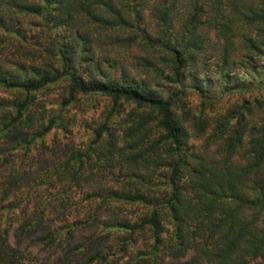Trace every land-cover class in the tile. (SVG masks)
<instances>
[{
  "label": "trees",
  "instance_id": "1",
  "mask_svg": "<svg viewBox=\"0 0 264 264\" xmlns=\"http://www.w3.org/2000/svg\"><path fill=\"white\" fill-rule=\"evenodd\" d=\"M78 95L110 109L22 206ZM0 202V264H264V0H0Z\"/></svg>",
  "mask_w": 264,
  "mask_h": 264
},
{
  "label": "rangeland",
  "instance_id": "2",
  "mask_svg": "<svg viewBox=\"0 0 264 264\" xmlns=\"http://www.w3.org/2000/svg\"><path fill=\"white\" fill-rule=\"evenodd\" d=\"M58 92V87H53L46 95L40 94L38 100L46 99L47 97L55 99L58 97ZM77 97L76 101L70 104L63 113L66 127H57L48 133L42 141L38 140V148H34L30 156L25 158V172H22L19 187L16 191V196L23 202L22 206H29V208L32 206L41 207L44 199L49 200L54 197H56L55 203L59 204L61 186L56 183H44L46 171L55 165V162L60 159V156L65 151H68V146L72 148L84 147L89 144L94 135V128L104 119L105 113L110 109V103L105 97L80 95ZM235 100V96H227L223 99L222 105L228 107ZM194 102H198V98L194 97ZM49 106L60 107L56 102L49 104ZM129 110V106L124 107L122 112L115 116L112 125L118 126L119 121L126 117ZM191 141L197 148L201 145L200 139L195 136ZM75 194H77V197L78 195L80 196L82 194L81 189L75 190ZM69 201L73 209H75L77 200L72 198ZM20 208L22 207L20 206ZM20 208L15 210L17 212L16 215L20 213ZM6 217H9V214L3 217L0 230H3V227L7 225ZM10 241L22 250L37 251L38 249L42 256L45 257L50 254L43 246L37 245L34 238L31 237L18 238L13 233ZM43 248L44 250H42Z\"/></svg>",
  "mask_w": 264,
  "mask_h": 264
}]
</instances>
